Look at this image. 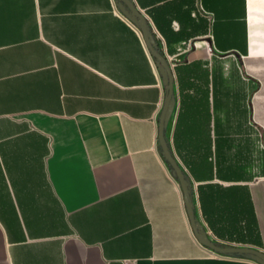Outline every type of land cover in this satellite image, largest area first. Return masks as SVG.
I'll list each match as a JSON object with an SVG mask.
<instances>
[{
    "label": "crops",
    "instance_id": "obj_1",
    "mask_svg": "<svg viewBox=\"0 0 264 264\" xmlns=\"http://www.w3.org/2000/svg\"><path fill=\"white\" fill-rule=\"evenodd\" d=\"M131 1L172 69L164 132L198 226L264 251V0ZM129 13L0 0V264H262L195 238Z\"/></svg>",
    "mask_w": 264,
    "mask_h": 264
},
{
    "label": "water",
    "instance_id": "obj_2",
    "mask_svg": "<svg viewBox=\"0 0 264 264\" xmlns=\"http://www.w3.org/2000/svg\"><path fill=\"white\" fill-rule=\"evenodd\" d=\"M119 1L127 7L128 11L130 12L129 15L136 22V25L138 26L143 36L144 42L152 58L154 59L155 63L160 68H162L164 73V81H163L164 99L159 113L158 124H157L158 145L164 161L168 164V167L171 170L172 175L176 178L179 184L180 191L182 192V198H183L185 210L187 212L190 221V226L192 228L194 236L200 243L207 246L210 251L250 256L258 259L262 264H264L263 250L248 245L220 244L219 242H216L211 238H209L206 235L205 231L200 226H198L194 209L189 197L188 183L186 176L182 171V168L179 166L178 162L172 155L164 132L167 117L169 115V112H171V101L174 95V88H173L174 77H173L172 69L166 57L158 50L157 47H155L150 42L146 18L136 8L135 4L132 3L131 0H119Z\"/></svg>",
    "mask_w": 264,
    "mask_h": 264
},
{
    "label": "trees",
    "instance_id": "obj_3",
    "mask_svg": "<svg viewBox=\"0 0 264 264\" xmlns=\"http://www.w3.org/2000/svg\"><path fill=\"white\" fill-rule=\"evenodd\" d=\"M220 243V242H219ZM220 244H222V243H220Z\"/></svg>",
    "mask_w": 264,
    "mask_h": 264
},
{
    "label": "built area",
    "instance_id": "obj_4",
    "mask_svg": "<svg viewBox=\"0 0 264 264\" xmlns=\"http://www.w3.org/2000/svg\"><path fill=\"white\" fill-rule=\"evenodd\" d=\"M196 238V237H195ZM215 252V251H214Z\"/></svg>",
    "mask_w": 264,
    "mask_h": 264
}]
</instances>
